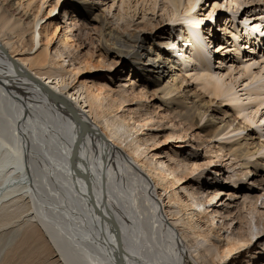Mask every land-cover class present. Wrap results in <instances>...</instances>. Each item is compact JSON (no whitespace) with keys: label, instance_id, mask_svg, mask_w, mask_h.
<instances>
[{"label":"bare ground","instance_id":"obj_1","mask_svg":"<svg viewBox=\"0 0 264 264\" xmlns=\"http://www.w3.org/2000/svg\"><path fill=\"white\" fill-rule=\"evenodd\" d=\"M16 1L0 0V92L13 104L12 110H16L12 123V132L16 136L14 146L6 144V149L1 143L0 147V264H42L43 260V264H184L183 245L194 249L196 264H228L231 255L260 245L264 238V212L261 211L264 208L257 207L260 198L249 202V221L241 209L234 218L228 210L209 211V206L215 204L221 192H209L217 183L202 182L204 174L201 169L205 165L191 163V156L182 159L183 155L173 154L165 148L175 137L186 139L189 129L198 126L209 115V105L214 103L200 99L189 90L188 80L177 73L179 61L174 49L178 48L180 57L186 56L188 51L180 47V37L191 51L189 62L197 63L202 72L196 79L204 83L202 88L215 99L224 98L232 104L241 102L233 89L225 86L222 77L210 70L213 57L209 45L213 44L205 42L208 37H203L200 31L201 21L206 16V10L200 7L203 0H165L159 7L156 1L149 7L143 5L140 8L138 2L134 5L130 0H123L119 11L113 15V7L108 8V13L101 10L99 5H104L103 0H74L75 7L81 12L89 11L86 13L88 18L92 13V20L105 29L102 31L105 55L115 61L118 59L116 64L123 65L124 70L128 66L130 69L131 77L119 80L125 85L115 88L112 86L114 80L109 77L107 83L99 81L94 91L88 87L92 82L82 81L81 75L86 72L111 73L112 61L98 56L96 60L79 59L81 54L76 52L74 35L65 36V42L63 36L64 39L58 42L60 25L55 26L56 32L50 36L51 25L48 21L42 24L43 17L36 15L29 20L32 15H28L31 10L27 12L26 5L35 8L34 1L29 0L26 5L27 1L24 4L21 0ZM259 2L226 1L227 11L232 13L235 9V13L239 10H248L246 13H249L254 8L262 11L258 18H254L252 25L255 26L242 31L238 27V31L230 32L234 49L239 54L243 39L252 44L253 49H250L253 52L264 45L258 32L251 30L264 22V7H257ZM60 3L61 0H57L52 6L49 19ZM44 5L42 2L39 9ZM222 7L215 3L206 19L221 11ZM184 14L188 36L183 27H176ZM159 24H164L163 28ZM162 29L160 42H154L155 35ZM43 39L47 41L46 45L42 44ZM151 41L153 46H148ZM39 45L36 56L32 57L30 53ZM67 46L75 50L74 54L78 53L77 57L64 51ZM216 47L221 51L227 48L222 42ZM253 66L255 64L244 67L243 63L242 67L245 72H251ZM97 77L103 79V76ZM141 81L145 83L144 87ZM147 84L151 89L155 88L151 96L155 95L161 103L162 114L146 104L149 102ZM237 105L236 110L246 111L243 104ZM44 111L51 118L57 117L63 128L52 130L46 122L40 131L37 130L36 116ZM217 112L224 114H220L221 117L209 115L207 127L212 129L203 138L216 139L234 127L236 120L231 119L228 112ZM158 119L161 121L155 124ZM163 120L167 123L162 124ZM245 120L251 122L254 117L245 116ZM173 123L174 129L171 128L161 148L158 135L149 131ZM186 123L191 126L184 127ZM246 128L239 124L233 132ZM191 135L195 137L197 134ZM201 142L198 145L191 143V147L198 149L208 144L207 140ZM255 144L253 137L247 135L243 142L221 146L216 154L219 159L229 156L227 161L231 158L243 161L241 176L248 179L250 169L264 167L263 161L244 162V159L256 156L260 148L264 149L263 145L257 149ZM48 150L53 153L49 156L52 164L44 159L36 160L40 153L47 159ZM29 171H39L35 175L37 180L30 178ZM205 184L209 186L206 189ZM79 190L83 192L84 205L75 203L76 208L69 207V200ZM63 208L75 211L61 214L59 219L54 213L59 214V209ZM50 214L55 218H50ZM217 218L224 221H221L224 223L221 228ZM244 219L245 227L242 224ZM233 223L240 228L237 230ZM227 232L230 234L225 239L223 235ZM66 237L76 246L73 261L67 256L72 255V250L61 242ZM200 239L212 245L210 248H216V253L211 254L210 248L201 251ZM216 242L224 244L217 246ZM263 249L264 245L257 252L253 251L254 254L250 250V258L264 257ZM80 252L82 256H79Z\"/></svg>","mask_w":264,"mask_h":264},{"label":"rangeland","instance_id":"obj_2","mask_svg":"<svg viewBox=\"0 0 264 264\" xmlns=\"http://www.w3.org/2000/svg\"><path fill=\"white\" fill-rule=\"evenodd\" d=\"M25 1H27V2L25 3ZM33 1H34L35 8H32L33 6L31 8H27L26 4H28L29 0H21V4L25 3L24 5H26V11L28 12L31 10L28 13V15L29 14H30V16L32 15L29 20L34 19V16H36V15H39V17H43L41 23L44 24L46 21H48V24L51 25V27L49 28L50 36H52L56 32L55 26L60 25L59 26L60 29L58 30L59 32L57 33V37L58 36L60 37L58 42H60L61 39L63 40L65 36L67 37V35H70L72 37L74 35V38H73L74 41L73 42L76 46V50H77L76 52L81 54V56L78 57L79 59L83 60V58L87 57V58H90L92 60H96V59H98L97 58V56H98V57L104 58L105 61L106 60H109L108 62L112 61L113 66H111V69H112L111 73H109V72H99V73L98 72H86L83 75H81L82 81L89 80V82L90 81L92 82V83H88V87H90L94 91L95 87L99 86V85H97L98 83H100V82L107 83L108 82L107 78H109V77L114 80V83L112 84V86H115V88H118L119 85H125L126 84V83L119 81V80H124V78L128 79L131 77L130 76L131 74L129 72V70H130L129 66L127 68H125V70H124L123 65L116 64L118 62V59L115 61L113 59V57H107L105 55V53L103 52V49H102L104 46V44L102 43V37H103L102 31H104L105 29H102V24H99V23L95 22L94 20H92V18H94L92 16L93 15L92 13H90L91 17L88 18L86 16V13H88L89 11H87L86 13L81 12V10L78 7L74 6V4H75L74 0H61L60 7L57 8L58 10H56V12L53 13L49 19L48 17L50 14V10L52 9V6L54 4H56L57 0H51V2H50V0L49 1H47V0L46 1L45 0H33ZM103 1H105L104 5H99L101 10L107 12L108 8L113 7L112 13H111L113 15V14H117L123 0H103ZM130 1L133 2L134 5L137 4V2H138V4H139L138 8H140L143 5L144 6L147 5V7H149V6L153 5V3L156 1H158L157 6L159 7V6H162L165 2V0H144V1L143 0H137V1L130 0ZM205 1L206 0H203L201 3V6H200L206 10L205 11V15H206L205 19H203V21H201L202 25L200 27V31L202 32L203 37H206V36L208 37L207 38L208 41L205 40V42H207L209 44H213V45H209L210 46L209 52L211 53V58L213 57L212 63L214 62L213 64L211 63V69L210 70L214 74H218L220 77H222V80H224L223 83L225 84V86L233 89L232 92L235 95H237V97H239V100H241V102L238 101L239 106L240 105L242 106V104H243L246 111L236 110L235 106H238L237 105L238 103H236V104L228 103L227 101H225L224 98H222V100H221V98L215 99V97L210 95L204 88H202L201 85H204V83L201 81H200L201 82L200 83L198 80H196L198 78V76L200 75V73H202V72H200V70H198L199 68H198L197 63L194 64L193 62L192 63L189 62L190 61L189 57L191 56V51L189 49H187V48H189V46H187L186 42H183V40L180 37L179 38L180 47L181 48L185 47V49L188 51H187L186 56L183 55L180 57V55H178V48L177 49H176V47H175V49L173 48L175 50L174 55L177 56V59L179 61L178 62L179 64L177 63V66H176L177 70L179 71L177 73L179 75H182L183 77H185L188 80V83L190 84L189 90H191L192 92H195L197 95H199L200 99H202L204 102L214 101L213 105H209V107H210L209 108L210 112L208 113L209 115H215L216 114V117H221L220 114H224V113L223 112L218 113L217 111L218 110L225 111V112H228L229 115L232 116L231 119H235L236 122L233 125L234 127L229 129L226 132V134L224 133L222 136H220L216 139H212V138H208V137L206 139L203 137L206 135H209L211 132V129H212L211 127H207V125H208L207 121L209 119V115H207L202 122L198 123V126H195L194 128L191 127V129H189V131H188L189 136L185 137L186 139L181 140V139H178L175 137L171 140L172 144L168 148L167 147H165V148L167 151H171L173 154L175 152H178V154L183 155L182 159H185V158H188L189 156H191V159H190L191 163L199 162L200 164L205 165L204 166L205 168L201 169V170H203V174H204V177L202 178V182L203 183L207 182V183H209V185H212L214 183L218 184L216 187H210V189H209L210 191L209 190H207V191H209V192H215V191L221 192V194L215 200V204H212L209 206V211L219 212V210H223L225 212L228 210V211L232 212L231 215H232V218H234L235 214L241 209L243 216L245 218H247V220L249 221V219H250L249 214H250V210H251V204L249 203V202H251L250 200H253L254 198L255 199L260 198V200L257 204V207L258 208H261V207L264 208V167L257 166L256 169H250L252 171L251 176L248 177V179H247V178H244L241 176L242 171L244 170L243 169L244 167H242L240 164H242L243 161H239V160L234 161V159H232V158H231V160L227 161L229 156L224 157V158L220 157V159H219L217 157L216 151L220 150L221 146H223V145L230 146L231 144H234V142L235 143L238 141L243 142L247 135H251L253 137V140H254V143H256L255 146H257V149L260 147V145L264 146V70H262L264 68V58H263V56H264V45L262 47L257 48V50H255V52H253V50L251 51V49H253V48L250 47L252 44L247 42V41L245 42V40L243 39V40H241V45L243 46V48L241 49V52L239 54V52H237L234 49L235 48L234 47L235 44H233L234 38L231 37V33H230L231 31L235 32L236 29L238 31V27L240 29L239 31H242L244 28H248L249 26H255V25H252V23L255 22L254 18H258L259 14L262 13V11L254 8L255 10L251 9V12H249V13L248 12L246 13V11H248V10H245V11L239 10L238 13H235L236 12V9H235L234 13H232L230 11H227V8H226V6H227L226 1L230 2L231 0H208V2H205ZM261 1H263V2H261ZM18 2L19 1L17 0L15 3H18ZM42 2H44L45 5L40 10L39 7L41 6ZM51 3H52V5H51ZM215 3H218L219 5H223V7L221 8V11H216L211 18L206 19L209 16L210 12L214 9ZM259 3L260 4L257 7H259V6L264 7V0H260ZM204 4H206V6H204ZM37 5H38V8H37ZM62 5L65 8L64 7L62 8ZM83 9L85 10V7ZM35 11H37L39 14H37V12H35ZM66 13H67L68 17H66ZM96 14H98V11H96ZM112 15H110V17ZM185 18H186V15L182 16L180 18L179 25H177L176 27H179V26L183 27V32H185V35L188 36L189 32H188V29H186L187 28L186 27L187 22H186ZM245 19H247V21H245ZM230 20H231V22H230ZM226 24H228V25H226ZM245 24L248 26H246ZM159 25L161 27L164 26V24H159ZM256 25H257V28L256 29L253 28L251 30H253V31L255 30V32H258L257 35L264 39V22L262 24L258 23ZM68 27H69V29H68ZM150 28H152V27H150ZM224 28H227L228 31H222ZM169 29H171V28H169ZM162 31H163V29L160 30L159 32L155 31L158 33H157V35H155V38L156 37L157 38L154 39V42H156V43L160 42L158 40H160L159 38H161ZM52 32H54V33H52ZM28 34H30V32ZM66 37H65L63 42H65ZM223 38H225V40ZM42 41L44 42L42 44H45V42L47 44L46 40L43 39ZM154 42L153 41H151V43L148 42V43H150V44H148V46H151V45L153 46ZM221 42L225 43V47H227L224 51H221L218 49L219 47H216ZM244 46H245V50H244ZM40 47L41 46L39 45V47L37 49H35V51L30 53V54H32L31 55L32 57L36 56L35 53ZM49 47H50L49 49H53L51 45ZM69 47L70 46H67L66 49H64V51L67 50L68 54L73 53L74 56L76 54L75 57H77L78 53L74 54L75 50L73 48H69ZM42 49H44V47ZM42 49H41V51H42ZM174 50H172V51L174 52ZM53 52H54V49L52 50V53ZM219 59H221L220 62H223L224 64H220ZM254 61H256V62L258 61V62L254 63ZM243 63H244V67H245V65H249V64L250 65L255 64V66H253V69L251 70V72H245L244 67H242ZM86 68L88 69L89 67H86ZM76 73L78 74V72H76ZM251 73H253V74L251 75ZM98 75L103 76V79L99 80L97 77ZM255 76L257 78L254 79ZM252 78L256 82L254 80H252ZM141 84H142V87H144L143 85L145 83L142 82ZM147 86H148V84H147ZM154 89H151L150 86L147 87V91L149 93V102H147L146 104H149L150 106L153 107V109L156 110V112H159L160 114H162V112L160 111L162 109H159V106L161 103H159L157 101V97L155 95L151 96V92ZM261 89H263V90H261ZM138 92L139 91H137L135 93V95H137ZM1 94L3 95V92H0V147H1V143H2L5 146V148L7 149V145H8V147L11 145L14 146V142H15L16 136L14 135L15 133L12 132L13 131L12 123L14 124V113L16 110L15 111L12 110L13 104L9 103L7 101V99L2 97ZM238 94H239V96H238ZM259 105H261V107ZM258 109H260V110L256 114V111ZM237 111H239L241 114H239V112H237ZM252 113H254V115H252ZM38 115L39 116L41 115V116L40 117L36 116L37 120L35 119V124H36L35 126H37V130H39V129L41 130V126L44 127L46 122H48V125L52 128V130L63 128L61 126V124L59 123L57 117H55V118L49 117L50 115H48L46 111L41 112ZM249 115H251V117H254V121L252 120L251 122H247L245 120V116H249ZM157 117H159V115H157ZM39 118H41V119L43 118L42 121ZM157 121L159 122L161 120L158 119V120L154 121V123L156 124ZM163 122L164 123H162V124H166L167 120H165V121L163 120ZM39 123H41V124L44 123V125L40 124V126H39ZM188 124L186 123V125H184V127L188 128L191 126L190 124L189 125ZM239 124L241 127H245V128L248 126V128H246L247 130L245 129L244 131L240 130V131L233 132L234 128L238 127ZM173 125H174V123L170 124L169 126H167L165 128H161V127L157 128L158 126H156V128H154L153 131H149V133H152L153 135H158V139L161 142L160 143L161 146L160 145L159 146L161 148L163 146V143L166 142V137L168 136V133L170 134L171 128L174 129ZM168 127H169V130L166 129ZM175 129H178V128H175ZM180 129H182V127H180ZM146 132H148V131H146ZM39 134H40V132H39ZM191 134H194V135L197 134V135L195 137H192ZM201 140H207L208 144L203 145L198 149H196L195 146H194L195 148L191 147V143L198 145V142H201ZM50 152L48 150V153H47L48 158L47 159L43 157L42 153H40L36 157V160L41 161V159H44L48 162V164H52L51 163L52 159H50L49 156L53 153L52 152L50 153ZM154 153H157V151H154ZM195 155H196V157H194ZM196 160H198V161H196ZM249 161H251V162H254V161H261L262 162L263 161L262 163H264V149L260 148L259 153L256 156H254L253 158L244 159V162H249ZM35 169H38V168L35 167ZM38 172L39 171H36V173H33L32 171H29V176L31 175L30 178L37 180L36 179L37 176H35V175H37ZM235 172L238 174L236 175ZM42 174L45 175V173L41 172V175ZM253 182H255L257 184L255 185V184H253ZM259 184H262V185H259ZM207 187H209V186L208 185L206 186V184H205L204 189H206ZM81 193L83 194V192L80 191L79 193H77V195L75 194L73 196V199L69 200V205H70L69 207L76 208L77 206L75 203H77V204L82 203V205H84L83 201H82V194ZM206 194H207V192H206ZM229 194H232V195H229ZM246 198L248 200H246ZM48 204H50V203L48 202ZM249 204H250V206H249ZM82 207L84 210V206H82ZM49 208H51V206ZM50 210L51 209H49V211ZM59 211H60L59 214H57V213H54V214L56 216H58L60 219L61 214L64 215V214H66V212L71 213V212H74L75 210L74 209L68 210L67 208H63V209H59ZM176 211H177V209H176ZM261 211L264 212V209H261ZM188 213H191V212L189 211ZM52 217H53V219L55 218L54 215L50 214V218H52ZM184 218L186 219L187 216ZM53 219L52 220L50 219L49 221L52 223ZM219 219L220 218H217V221H219L218 226L220 227V226H222L221 223H223L224 221L221 220V221H223V222H221ZM229 219L230 218H227V219L225 218L224 220H229ZM205 222H206V220H205ZM245 222H246V220L244 219V221H242V224L244 227L246 226ZM53 223H54V221H53ZM171 223H175V222H173L171 220ZM235 223H233L232 226L233 227L236 226L237 230H238V228H240V225H235ZM179 224L180 223H178L177 225H179ZM233 227L229 226V228H233ZM244 227L242 229H244ZM247 228L248 227H246L245 229L247 230ZM230 232H231V229H230ZM230 232L224 233L223 238L225 236V239H226V237L230 234ZM222 234H223V232H222ZM61 242H62V245H64L67 249L69 248L72 250V255L69 254L67 256L70 260L73 261V259H74L73 256H75V253H74V246L75 245L72 244L71 240L68 239V237H66L65 241L62 240ZM200 242H199V244H200L199 248L201 251L206 250V248L212 247V245H210V244L207 245L206 241H203L200 239ZM216 243H217V246H221L224 244V243H218V242H216ZM263 245H264V238L262 239L260 245H258V244L254 245L250 250H252V252L253 251L257 252V250H259L260 248L261 249L263 248ZM213 248H210L211 254L216 253V250H215L216 248H214V249ZM250 250L245 248L241 251H238L237 253H235L234 255H231V257H229L230 259L228 260L227 263L228 264H264V257H257L256 259L250 258V253H249V252H251ZM193 251H194V249L191 250L186 245L181 246V254L183 255L182 259H183L184 264H196V262H195L196 254L193 253ZM253 254H254V252H253ZM79 256H82L81 252H80ZM208 256L210 257L211 255H208ZM46 260H48V259H46ZM250 260H251V263H249ZM43 261H42V264L44 263ZM81 264H87V263L81 262Z\"/></svg>","mask_w":264,"mask_h":264}]
</instances>
